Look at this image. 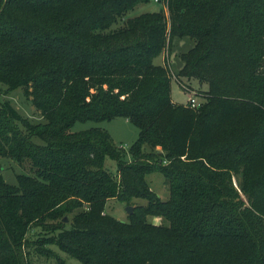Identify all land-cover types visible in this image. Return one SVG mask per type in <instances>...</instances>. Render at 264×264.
Returning a JSON list of instances; mask_svg holds the SVG:
<instances>
[{
    "label": "trees",
    "instance_id": "1",
    "mask_svg": "<svg viewBox=\"0 0 264 264\" xmlns=\"http://www.w3.org/2000/svg\"><path fill=\"white\" fill-rule=\"evenodd\" d=\"M151 1L0 0V82L41 114L0 99V264L48 244L83 264H264V0H160L168 15L125 19ZM185 39L175 80L208 85L198 108L174 102L170 60L155 63ZM119 117L139 130L129 150L104 128L72 131ZM4 160L31 173L10 184ZM157 172L168 200L147 182ZM134 198L148 203L127 221L103 214Z\"/></svg>",
    "mask_w": 264,
    "mask_h": 264
},
{
    "label": "rangeland",
    "instance_id": "2",
    "mask_svg": "<svg viewBox=\"0 0 264 264\" xmlns=\"http://www.w3.org/2000/svg\"><path fill=\"white\" fill-rule=\"evenodd\" d=\"M161 9H163L167 15L169 14L166 1H162V3H159L152 0L150 3L138 5L134 10H132L126 15L125 19L135 17L145 12H155ZM192 45L193 42L188 39L176 40L172 49L170 47H167L164 53L155 59L156 64H162L164 62L163 57H167L170 60L168 69L170 75L173 78L172 98L174 102L179 104H187L189 97H191L192 95L196 96V100L199 103H201V101H205L204 94L208 88L207 84H200L199 81L196 79L188 80L183 77L181 78V85L175 80L177 70H179L182 65L181 54L187 51ZM6 88V84L0 82V99L10 101L13 106H15L17 110L21 113V115H23L24 117H28L33 122H39L41 120V114L31 103V100L27 98L23 88H18L12 91H7ZM92 127H101L106 129L111 135L114 143L117 146L123 147L126 150H129V147H131L137 141L139 136L138 128L133 123L121 117L115 118L110 121L102 122H76V124L72 127V131H81ZM3 165L5 168V170L3 171V176L5 180L10 184L15 183L16 175L18 173H31V167L28 163L19 165L12 161L4 160ZM106 167L111 172H115V161L107 158ZM147 182L149 183L150 189L157 193L161 200L169 199V187L166 183L164 176L161 173L157 172L149 174L147 176ZM237 183L238 180L234 178V184L236 185V187ZM147 203V200L141 198H134L131 201L130 205H127V203L125 202L112 199L108 201L103 214L115 217L120 221H127L129 214L127 213L126 209L128 206H131L134 212L135 207L146 206ZM85 207L87 208V206ZM75 212L76 210H73L72 214L65 216L66 218H68L67 222L64 221L66 224L70 222V219H72ZM148 221L154 224L169 225L168 220L158 216H149ZM49 235L50 234L42 228H33L29 231L28 237L30 239H37L39 237H46ZM45 248L46 250H50V254H48L46 258L32 254L30 260L33 264H83L79 260L72 258L63 251H61L57 246L48 244L47 246H45Z\"/></svg>",
    "mask_w": 264,
    "mask_h": 264
},
{
    "label": "built area",
    "instance_id": "3",
    "mask_svg": "<svg viewBox=\"0 0 264 264\" xmlns=\"http://www.w3.org/2000/svg\"><path fill=\"white\" fill-rule=\"evenodd\" d=\"M155 2H159L160 0H154ZM188 104L192 107V108H197L200 103L196 100V96L192 95L191 97H189L188 99Z\"/></svg>",
    "mask_w": 264,
    "mask_h": 264
},
{
    "label": "water",
    "instance_id": "4",
    "mask_svg": "<svg viewBox=\"0 0 264 264\" xmlns=\"http://www.w3.org/2000/svg\"><path fill=\"white\" fill-rule=\"evenodd\" d=\"M5 4H6V2L3 4V7L5 6ZM126 210H127V213L129 215H131L133 213V208L131 206H128ZM64 221L67 222L68 218H65Z\"/></svg>",
    "mask_w": 264,
    "mask_h": 264
},
{
    "label": "crops",
    "instance_id": "5",
    "mask_svg": "<svg viewBox=\"0 0 264 264\" xmlns=\"http://www.w3.org/2000/svg\"><path fill=\"white\" fill-rule=\"evenodd\" d=\"M163 57V56H162ZM163 60H164V57H163Z\"/></svg>",
    "mask_w": 264,
    "mask_h": 264
}]
</instances>
